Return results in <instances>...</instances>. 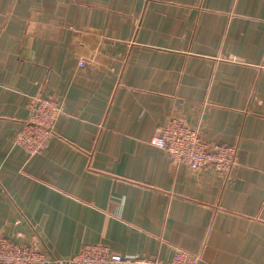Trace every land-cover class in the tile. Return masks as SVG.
Listing matches in <instances>:
<instances>
[{
	"label": "crops",
	"instance_id": "1",
	"mask_svg": "<svg viewBox=\"0 0 264 264\" xmlns=\"http://www.w3.org/2000/svg\"><path fill=\"white\" fill-rule=\"evenodd\" d=\"M37 98L61 112L28 156ZM172 118L236 147L233 171L173 163L152 143ZM0 236L264 264V0H0Z\"/></svg>",
	"mask_w": 264,
	"mask_h": 264
},
{
	"label": "built area",
	"instance_id": "2",
	"mask_svg": "<svg viewBox=\"0 0 264 264\" xmlns=\"http://www.w3.org/2000/svg\"><path fill=\"white\" fill-rule=\"evenodd\" d=\"M82 67L85 63H80ZM61 112L52 98L33 99L30 115L17 138V144L28 156L40 153L54 134V126ZM153 145L163 149L173 163L183 164L192 171L212 166L224 176L237 164V148L207 143L198 129L188 126L183 119L172 118L162 127ZM201 257L180 248H174L169 264H199ZM163 264L156 258H125L111 251L106 244H88L69 261L53 259L49 253L35 247L19 245L0 236V264Z\"/></svg>",
	"mask_w": 264,
	"mask_h": 264
}]
</instances>
